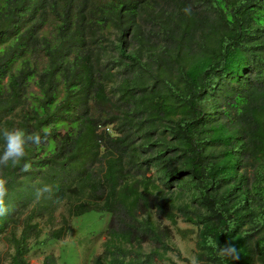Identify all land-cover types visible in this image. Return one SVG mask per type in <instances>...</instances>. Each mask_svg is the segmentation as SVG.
Instances as JSON below:
<instances>
[{
	"label": "trees",
	"instance_id": "1",
	"mask_svg": "<svg viewBox=\"0 0 264 264\" xmlns=\"http://www.w3.org/2000/svg\"><path fill=\"white\" fill-rule=\"evenodd\" d=\"M3 128L50 135L0 169V264L91 210L110 218L90 264H178L154 215L195 226L197 264H264V0H0Z\"/></svg>",
	"mask_w": 264,
	"mask_h": 264
},
{
	"label": "rangeland",
	"instance_id": "2",
	"mask_svg": "<svg viewBox=\"0 0 264 264\" xmlns=\"http://www.w3.org/2000/svg\"><path fill=\"white\" fill-rule=\"evenodd\" d=\"M52 32V23L48 19L44 25L41 26L39 34H44L47 37ZM31 61L36 65V68H41L45 63V57L41 51H36L31 55ZM16 64V63H15ZM14 66V65H13ZM27 90L32 94H37V88L30 82L27 86ZM62 95L61 84L58 86L57 98ZM62 133L63 128L57 129ZM59 211H62L60 208ZM57 215V214H56ZM159 225H167L171 229V243L177 248L180 256L171 254V258L178 264H187L183 258H187L189 263L197 264L194 259V229L195 226L185 223L181 220H177L176 226H170L168 221L161 215H154ZM58 218V215H57ZM110 215L106 212L87 211L78 216H72L69 219L68 226L65 232V236L60 239L46 238L47 228H42V233L39 239L43 240L40 245H34L32 249L39 247V251L29 252L28 264H38L42 258V255L51 253L57 264H90L91 258L100 252V242L103 239L104 231L108 225ZM189 231L187 234H181ZM32 243V242H31ZM146 250V245L144 246ZM6 250V246L3 242H0V252ZM3 264H8L7 259L3 261Z\"/></svg>",
	"mask_w": 264,
	"mask_h": 264
},
{
	"label": "clouds",
	"instance_id": "3",
	"mask_svg": "<svg viewBox=\"0 0 264 264\" xmlns=\"http://www.w3.org/2000/svg\"><path fill=\"white\" fill-rule=\"evenodd\" d=\"M192 12L191 6L185 7L184 13L190 15ZM50 132L45 129L43 136L39 132L29 133L21 128H3L0 129V136L4 141V147L2 153H0V169L9 167L10 165L15 167L26 157V147L29 145H41ZM32 170V165L28 162L23 163L20 168V172L27 173ZM7 180L0 177V217H5L10 212V207L6 203V197L8 196ZM52 189L48 185H44L42 188L36 189V199L39 200L45 193H51ZM217 255L221 258L229 260H238L239 252L237 248L231 242H227L223 245H217Z\"/></svg>",
	"mask_w": 264,
	"mask_h": 264
}]
</instances>
